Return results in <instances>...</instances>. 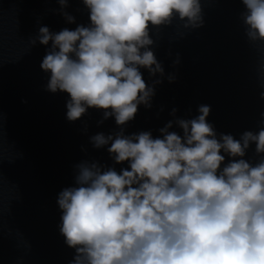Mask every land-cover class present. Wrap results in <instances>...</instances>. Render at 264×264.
<instances>
[{"label": "clouds", "instance_id": "9594fccd", "mask_svg": "<svg viewBox=\"0 0 264 264\" xmlns=\"http://www.w3.org/2000/svg\"><path fill=\"white\" fill-rule=\"evenodd\" d=\"M57 2L74 23L63 11L68 0ZM82 2L88 25L58 33L41 26L29 42L50 44L40 67L50 74L47 91L69 95V121L93 108L103 113L98 123L114 118L119 131L97 133L90 142L106 147L114 164L129 167L118 172L95 161L75 166L74 186L57 197L59 230L74 249L70 264H264V112L260 127L239 139L217 133L207 119L209 105H200L191 119L176 117L173 108L176 118L159 129V137L150 131L125 134L124 126L140 105L151 107L155 86L163 82L154 79L149 86L141 69L150 77L165 75L150 29L158 34L175 20L185 29L203 27L201 0ZM241 3L245 36L264 44V0ZM174 125L182 135L170 131ZM253 144L255 163L245 159ZM225 154L231 158L226 164Z\"/></svg>", "mask_w": 264, "mask_h": 264}]
</instances>
